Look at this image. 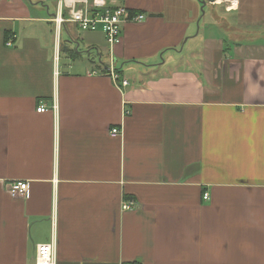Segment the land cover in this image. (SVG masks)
<instances>
[{"label": "crops", "instance_id": "1", "mask_svg": "<svg viewBox=\"0 0 264 264\" xmlns=\"http://www.w3.org/2000/svg\"><path fill=\"white\" fill-rule=\"evenodd\" d=\"M202 1L122 0L116 83L102 32L0 3V264H264V0Z\"/></svg>", "mask_w": 264, "mask_h": 264}, {"label": "built area", "instance_id": "2", "mask_svg": "<svg viewBox=\"0 0 264 264\" xmlns=\"http://www.w3.org/2000/svg\"><path fill=\"white\" fill-rule=\"evenodd\" d=\"M145 19V14L129 10L122 3V0H57L54 13H51V21L55 34L56 43L59 45V34L65 24H74L81 31H100L104 35L105 45L110 64H106V72L116 83L119 79L116 69L113 65V56L115 46L121 41V30L126 22L137 23ZM11 45V39L6 41ZM99 54V53H98ZM122 85L128 82L122 79ZM38 112L47 110L45 103H40L36 108ZM111 134H120L121 130L117 127L111 128ZM27 181L18 180L9 185V192L12 196L24 194L27 190ZM203 199H208V193L203 194ZM130 205L124 203L123 209ZM35 264H55L54 243L38 244L36 247Z\"/></svg>", "mask_w": 264, "mask_h": 264}, {"label": "rangeland", "instance_id": "3", "mask_svg": "<svg viewBox=\"0 0 264 264\" xmlns=\"http://www.w3.org/2000/svg\"><path fill=\"white\" fill-rule=\"evenodd\" d=\"M5 1L7 2V4H4ZM200 1L203 2L202 0H197L198 5H199L200 12L205 11V10L207 11V7H204V10L201 9V2ZM1 2H4V3H2V9L4 11L5 10L14 9L15 7H16V10H20L23 7L22 5H24V4H26V5L29 4V5H27L29 7L32 4L36 3V4L41 5V6L44 5L42 8H46V6H48L49 7V10H50V13H54L55 8H56V2H57V0H0V3ZM227 3L229 4L230 2H227ZM47 14L48 13H46V15ZM205 21H206V19H202L200 21V24H197L196 23L195 26H194V32L193 33L198 32L199 27L200 28H203ZM70 27H71L70 28V32L73 33V35H76L77 37H80L79 40H81L82 35H84V32H87V31H81V30H79L74 24H71ZM223 28L227 31V33H226L227 34L226 35L227 37H231L232 36L231 33L236 32L232 27H229L228 24L225 25V26H223ZM259 32H260V29H256L255 27H252V28H243V29H240L238 33L241 34V35H243V36H254L255 37L256 36V33L259 34ZM200 33L203 34V31L200 32ZM63 36L65 37V40H68L69 39V38H67V37H69L68 32L65 33V35H63ZM201 37H202V39H198V42H201V45H202V43L204 41V38H203L204 36H202L201 34H199V38H201ZM97 47L99 49L100 54L102 55V57L107 62L109 60L108 52L106 50V47H103L102 44H100L99 46H96L95 48L91 49L93 51V54L95 55V60L97 61V59H98V54H97V51H96V48ZM74 48H75V46H73V49ZM80 49H81L82 52L80 54H74V55H80V56H82L84 53L86 54V52H84V51H86V49L81 48V46H80ZM186 52H187V46L184 47L183 54H182V57L185 60L188 59V57L186 55ZM62 54H65V53H62ZM105 61L103 63H106Z\"/></svg>", "mask_w": 264, "mask_h": 264}, {"label": "bare ground", "instance_id": "4", "mask_svg": "<svg viewBox=\"0 0 264 264\" xmlns=\"http://www.w3.org/2000/svg\"><path fill=\"white\" fill-rule=\"evenodd\" d=\"M224 1L230 2V3L228 4V7L230 8V7L232 6L231 3H232L233 1H235V0H224Z\"/></svg>", "mask_w": 264, "mask_h": 264}, {"label": "trees", "instance_id": "5", "mask_svg": "<svg viewBox=\"0 0 264 264\" xmlns=\"http://www.w3.org/2000/svg\"><path fill=\"white\" fill-rule=\"evenodd\" d=\"M8 39V36H7V38H6V40ZM77 52V51H76ZM105 70V69H104Z\"/></svg>", "mask_w": 264, "mask_h": 264}, {"label": "water", "instance_id": "6", "mask_svg": "<svg viewBox=\"0 0 264 264\" xmlns=\"http://www.w3.org/2000/svg\"><path fill=\"white\" fill-rule=\"evenodd\" d=\"M211 1H213V0H211ZM203 2H204V1H203ZM203 2H202V3H203Z\"/></svg>", "mask_w": 264, "mask_h": 264}]
</instances>
